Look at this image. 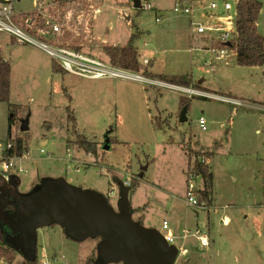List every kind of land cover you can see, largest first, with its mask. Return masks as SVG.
<instances>
[{
	"label": "rangeland",
	"instance_id": "374dc122",
	"mask_svg": "<svg viewBox=\"0 0 264 264\" xmlns=\"http://www.w3.org/2000/svg\"><path fill=\"white\" fill-rule=\"evenodd\" d=\"M7 1L14 4L16 13L29 15L40 0ZM45 1L49 7L43 12L61 8ZM258 1L262 9L257 25L264 32V0ZM79 2L69 0L67 5ZM211 2L221 5L220 0H189V5L203 12ZM97 3L102 13L88 24L91 30L80 22H64L60 42L109 61L106 48L125 45L138 29L140 36L134 47L142 71L175 78L188 75L192 83L187 86L264 106V65H239L235 56L228 64L224 60L213 63L211 53L203 48L204 36L195 34L189 19L175 10L180 0H150L152 10L136 9L132 0ZM39 14L41 18L43 13ZM160 15L162 20L157 22ZM0 53L11 64L9 101L0 102V147L6 148L22 137L24 153L29 157L20 163L24 171L13 169L19 193L34 192L42 180L62 178L74 187L101 194L117 210L120 182L135 178L138 184L129 195L133 218H141L145 226L161 232L163 221L170 222L177 232L176 244L184 248L174 264H264L263 109L200 94L188 97L172 87L135 79L80 76L64 70L41 48L19 43L5 33H0ZM53 63L58 65V72L53 70ZM10 104L18 106L13 124L9 122ZM67 106L76 117L77 133L98 143L96 155L78 145ZM186 106L187 120L181 122ZM201 117L206 120L205 130L199 122ZM26 120L29 129L22 131ZM50 128L57 136L50 134ZM107 134L112 138L109 149L102 146ZM43 139L48 141L46 145H41ZM67 146L72 155L67 153ZM42 147L51 158L41 153ZM206 152L211 155L213 203L204 208L190 207L185 202L189 185H194L199 198L197 191L203 188V181L188 172L198 155L201 158ZM57 155L64 160H57ZM48 162L62 172L48 168ZM37 173L44 179L36 182ZM113 187L117 191L109 197ZM145 205L153 208L138 209ZM151 216L154 221L148 220ZM201 222L211 239L208 247L194 236L182 237L184 228L196 230ZM100 241V237L74 240L57 224L42 228L38 231V264H87L89 258L100 264ZM12 255V261L0 258V264L25 260L17 251Z\"/></svg>",
	"mask_w": 264,
	"mask_h": 264
},
{
	"label": "built area",
	"instance_id": "2783aa9c",
	"mask_svg": "<svg viewBox=\"0 0 264 264\" xmlns=\"http://www.w3.org/2000/svg\"><path fill=\"white\" fill-rule=\"evenodd\" d=\"M68 1L69 0H51L52 6L61 7L52 13L51 11L43 12L49 6L47 5V1L40 0L38 2V8L34 10V13L29 15L25 12H22V14L16 13L12 2L0 3V33L9 35L13 40L19 43L41 48L54 58L64 70L80 76L92 79L104 77L135 79L149 85L172 87L188 97H191L193 94H200L206 98L219 99L227 103L257 107L264 110V106L246 103L216 93H209L192 86L172 84L158 78L131 74L132 72L130 70L116 67L112 65L110 61L91 56L77 48L65 45L66 43L60 42L61 36L65 34L64 22H80L81 25H84V29L91 30L88 24L93 22L96 17L102 13V9L99 3H97L99 0H81L76 6L67 5ZM220 2L221 5L219 2H211L206 11L199 12L189 5V0H180L175 10L178 11L182 17L189 19L195 34L204 36L206 44H204L203 48L211 53L214 59V61L212 59L213 63L217 60H224L226 64H228L229 60H232L234 56L237 61L238 31L236 27V11L239 0H220ZM139 9L152 10L153 6L150 0H140ZM39 12L43 13L41 18ZM216 13L225 16L217 17ZM34 14H36V18H32ZM28 16L31 17L29 18ZM19 17L21 19H19ZM156 20L160 22L162 16H158ZM82 22H84V24ZM76 29L77 27L74 30ZM145 62L148 61L145 60ZM199 122L201 128L205 130V118H199ZM50 134L57 136V132L54 129L50 130ZM64 143L67 142L64 141ZM13 145L14 144L10 142L6 148L0 147V173L3 175L10 173L6 175L8 179L10 176L13 177V169H16L18 172L24 171V167L20 163L29 159L28 155L25 153L22 155H5ZM66 149L67 153H71L72 155V151L68 146ZM40 151L42 154L48 155L49 158L52 157V154L48 153L45 147H42ZM56 159L64 160L61 155H57ZM48 168L53 169L56 173H61L63 170H55L50 162H48ZM76 169L79 171V168ZM130 182V180L126 181L125 185L130 186ZM116 191L117 189L115 187L110 188L108 196L112 197ZM185 198V202L188 206H199L204 208L205 204L195 195L194 185L192 183L189 185ZM148 220L154 221L155 219L151 216L148 217ZM162 229L164 231L160 232L168 243L175 244L180 251L184 250L182 246L176 244L177 235L168 220L163 221ZM189 236H194L203 247H208L211 243L209 235L206 234L204 230L203 223L196 230L185 228L182 237L185 239ZM41 264L47 263L42 261Z\"/></svg>",
	"mask_w": 264,
	"mask_h": 264
},
{
	"label": "water",
	"instance_id": "95a60500",
	"mask_svg": "<svg viewBox=\"0 0 264 264\" xmlns=\"http://www.w3.org/2000/svg\"><path fill=\"white\" fill-rule=\"evenodd\" d=\"M132 1L134 8L139 9L140 0ZM186 111L187 106L181 122L187 120ZM28 129V121H23L21 130ZM104 143H108L107 137ZM119 187L117 210L101 194L74 187L62 178L48 179L27 195L21 196L16 189L14 195L19 199L14 211L6 212L0 199V223L12 231L6 241L32 261L37 257L38 231L57 224L74 240L100 237V264H174L179 248L168 243L159 230L133 218L130 186L120 182Z\"/></svg>",
	"mask_w": 264,
	"mask_h": 264
},
{
	"label": "trees",
	"instance_id": "16d2710c",
	"mask_svg": "<svg viewBox=\"0 0 264 264\" xmlns=\"http://www.w3.org/2000/svg\"><path fill=\"white\" fill-rule=\"evenodd\" d=\"M262 9V3L258 0H239L236 11V27L238 31L237 36V63L243 66L264 65V32H260L258 29L257 21ZM131 19V17H129ZM140 36L138 29L134 30L128 42L125 45L108 46L106 51L108 53L109 61L112 65L128 69L132 71H142V63L139 61L137 50L134 47V41ZM58 65L53 63V70L58 72ZM143 74L152 78H159L162 81L172 84H180L187 86L192 83L191 76H180L178 78L166 76L165 74L155 75L153 73L142 71ZM11 76V64L8 60H5L0 53V102L9 101L10 97V81ZM196 88V86H192ZM198 89V88H197ZM11 116L9 118L10 124H13L15 116L18 112V106L16 104H10ZM69 122L71 123V129L73 134L76 135V141L78 145L87 153L97 154V142L90 141L84 134L77 133V120L71 111L70 106L66 108ZM11 135V132H10ZM108 135V134H107ZM12 138V136L10 137ZM108 143L102 146L105 149L111 147V137L108 135ZM13 147L7 152V155H22L25 150V140L22 137H18L13 140ZM203 157L196 158L194 165L188 172L191 177H200L203 181V188L197 191L199 199L206 206H210L213 203V174L210 171L209 160L211 156L209 152L202 155ZM204 158V159H203ZM42 180L41 182H44ZM18 183L17 178L14 176L10 179L0 173V199L3 200V205L6 212H12L17 207L18 197L12 195V188ZM138 184L137 180L133 178L130 182V191L133 190ZM39 187V186H38ZM37 187V188H38ZM19 193V192H18ZM21 196L23 194L19 193ZM143 208H139L141 210ZM134 212V209L132 208ZM142 224L143 221L136 219ZM12 235V231L3 224L0 223V258H5L8 261L13 260V253L15 249L11 247L6 238ZM4 238V239H3ZM94 260V261H93ZM98 264V261L93 258H89L87 264ZM21 264H38V258L34 260H24Z\"/></svg>",
	"mask_w": 264,
	"mask_h": 264
},
{
	"label": "crops",
	"instance_id": "0c3cea01",
	"mask_svg": "<svg viewBox=\"0 0 264 264\" xmlns=\"http://www.w3.org/2000/svg\"><path fill=\"white\" fill-rule=\"evenodd\" d=\"M195 80V79H194ZM206 92H209V91H206ZM209 93H212V92H209ZM217 94V93H216ZM53 129V128H52ZM50 130H51V128H50ZM55 130V129H54ZM56 131V130H55ZM48 143V141L47 140H42L41 141V145H46ZM210 171H211V173L213 174V172H212V170L210 169ZM38 174V177H37V180H36V182L39 180V179H44V177H42V175H40V173H37ZM46 178V177H45ZM151 184L152 185H154L155 187H159V185H157V184H154V183H152L151 182ZM162 188V187H161ZM161 190H165V189H161ZM141 208V207H140ZM151 208H153V207H151L150 205H145L144 207H143V209H144V211L145 210H147V209H151ZM139 209V208H138ZM155 218V217H154ZM225 219H227V218H225ZM201 224H202V222H201ZM201 224H199V225H201ZM204 224V223H203ZM186 228H189V227H186ZM185 229V228H184ZM176 232V231H175ZM177 233V232H176ZM177 235V234H176ZM177 239H178V237H177Z\"/></svg>",
	"mask_w": 264,
	"mask_h": 264
},
{
	"label": "flooded vegetation",
	"instance_id": "af4514ba",
	"mask_svg": "<svg viewBox=\"0 0 264 264\" xmlns=\"http://www.w3.org/2000/svg\"><path fill=\"white\" fill-rule=\"evenodd\" d=\"M10 178H12V177H10ZM10 178H9V179H10ZM16 189H17V184L14 185V188H12V195H13V196H16V195H14V192L16 191Z\"/></svg>",
	"mask_w": 264,
	"mask_h": 264
}]
</instances>
